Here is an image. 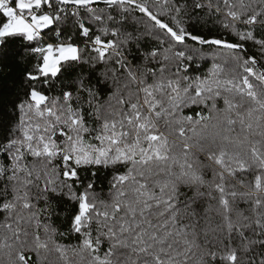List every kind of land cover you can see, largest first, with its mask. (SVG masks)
<instances>
[{"label":"snow or ice","instance_id":"obj_1","mask_svg":"<svg viewBox=\"0 0 264 264\" xmlns=\"http://www.w3.org/2000/svg\"><path fill=\"white\" fill-rule=\"evenodd\" d=\"M16 57L0 264H264V0H0Z\"/></svg>","mask_w":264,"mask_h":264},{"label":"trees","instance_id":"obj_2","mask_svg":"<svg viewBox=\"0 0 264 264\" xmlns=\"http://www.w3.org/2000/svg\"><path fill=\"white\" fill-rule=\"evenodd\" d=\"M24 71L23 64L20 62V57L9 60H0V93H5L0 96V100H7L11 97L6 95L9 86L13 81H18ZM2 108V104H0Z\"/></svg>","mask_w":264,"mask_h":264}]
</instances>
